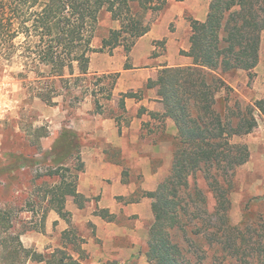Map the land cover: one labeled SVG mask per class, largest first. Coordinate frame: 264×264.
<instances>
[{
    "label": "trees",
    "instance_id": "trees-1",
    "mask_svg": "<svg viewBox=\"0 0 264 264\" xmlns=\"http://www.w3.org/2000/svg\"><path fill=\"white\" fill-rule=\"evenodd\" d=\"M166 5V0H0V66L18 63L28 67L19 74H34L33 97L48 105L57 104L56 97L81 80L98 86L109 79L105 99L110 101L120 73L91 74V55L106 49L112 54L119 45L129 52L151 28L146 15L158 14ZM104 11L120 20L122 27L113 30L101 47H95ZM191 27L190 49L182 53L193 58V65L164 67L145 86L160 89L163 116L175 120L178 135L170 174L156 190L142 193L153 199L154 214L144 254L149 264H264V216L234 224L230 215L237 170L251 157L247 143L232 139L253 131L254 107L249 105L232 116L216 108L217 96L225 86L217 71L251 73L260 62L264 0H211L207 18L192 19ZM91 76L95 83L89 80ZM90 88L86 94L92 95L100 108L98 93L105 87ZM142 94L143 90L123 93L120 108L126 111V98ZM255 105L264 112V99ZM35 132L36 153L54 163L49 175L62 169L71 171L70 180L59 175L60 183L53 186V197L48 200L51 209L66 217L69 197L81 208L85 206V197L78 191L79 174L85 166L81 134L64 127L45 152L40 140L50 132L45 126L36 127ZM33 153L11 154L15 160L7 161L0 171L10 175L31 166ZM198 174L213 194V207L197 182ZM95 213L109 220L116 217L107 208ZM0 248L6 251L4 258L9 264H25L34 258L15 230L10 203L0 209ZM79 249H75L79 257L66 248L46 256L59 264H81ZM35 260L44 261V255L36 254Z\"/></svg>",
    "mask_w": 264,
    "mask_h": 264
},
{
    "label": "rangeland",
    "instance_id": "rangeland-1",
    "mask_svg": "<svg viewBox=\"0 0 264 264\" xmlns=\"http://www.w3.org/2000/svg\"><path fill=\"white\" fill-rule=\"evenodd\" d=\"M166 1L168 3L166 7L158 14L149 12L146 15V21L157 22L167 15L173 4L179 5L176 0ZM185 17L189 24L179 26L177 16L172 17L173 19L171 18L168 24L170 32L179 33L182 38L179 40L181 45L189 41L191 32L189 25L191 27L193 19L192 15L187 14ZM121 27L120 20L113 19L110 12L104 11L100 16L95 33L94 46L101 47L103 40L110 37L113 30ZM157 46V51L166 54L163 45L157 44ZM132 50L133 47L127 52L124 45H119L114 48L112 54L109 49L104 52H95L92 55L94 59L92 66L128 68L131 69L129 71L130 80L142 81V75L146 73L143 67L147 66L132 58ZM27 69L28 67L18 63L5 67L0 66V167L7 161L15 160L11 154L34 152L35 155L31 166L18 169L10 175L0 171V209L5 203L11 204L15 230L21 233L25 247L34 253V258L25 264H59L57 259L49 261V257L46 256L57 248H66L76 257H79V253L75 249L81 248V264H140L141 260L146 258L144 253L154 215L153 218L142 220L136 216L128 217L126 214H117L114 220L102 218L95 213L100 208L101 195H99L88 201L86 199L84 208H80L74 199L69 197L66 203L68 213L66 217H62L57 210L51 209L48 200L53 197L51 192L53 186L60 183L59 175H65L69 179L71 171L62 169L56 175H49L50 167L54 163L45 159L41 153H36L35 146L37 136L35 128L38 126H45L50 132L49 136L40 140L45 152L52 148L64 127L73 130H75L74 126L82 128L83 130L79 133L84 146L95 144L98 142L97 129L101 127L99 123L102 120L113 118L121 125H128L131 122L129 117L135 116L133 109L128 110L127 105L126 111L120 108L121 93L116 88L113 90L112 100L105 99L106 88L110 84L109 79H103L98 86L83 80L78 85L72 83L69 88L62 91V95L56 97L57 104L48 105L33 97L34 74L30 76H26V73L19 74L22 71L27 72ZM116 72L113 70L109 73H95L92 70L91 74L100 77L103 74ZM217 73L225 81V86L217 96L216 108L219 112L232 116L233 114L239 115L241 110L249 105L254 107L253 131L232 139L234 142L247 143L251 157L237 170L235 190L231 194L232 209L230 212L234 224L243 220L254 222L264 216V112L255 105L258 100L264 99V32L260 62L251 73L244 70L225 73L218 70ZM89 80L95 83L92 76ZM89 85H91L90 89L96 88L97 90L105 87V90L98 93L102 105L100 108H97L94 97L86 94ZM143 92L145 94L148 91L144 89ZM233 120L236 121L235 116ZM141 139H145L142 134ZM168 143H171V149L160 153L147 152L140 145L128 144L126 152L120 153L115 148L109 147L108 154L113 160L122 159L123 177L136 180L142 188L143 173L147 169L151 168L158 172L160 170L163 173L162 180L170 174L177 138L172 142L168 140ZM196 178L208 196L210 207H213L215 200L213 194L207 189L204 177L198 174ZM142 193L140 189L136 195L128 197L127 202L138 200ZM92 215L101 218L104 221L101 222L102 225L89 220ZM117 226L134 229L135 236L129 237L127 234L125 237L115 236ZM90 241L94 243L89 251ZM130 244H132V250L134 249L132 256L129 257L128 253L122 255L118 248H127ZM5 253L6 251L0 248V264H9L4 258ZM36 254H43L45 260H35Z\"/></svg>",
    "mask_w": 264,
    "mask_h": 264
},
{
    "label": "crops",
    "instance_id": "crops-1",
    "mask_svg": "<svg viewBox=\"0 0 264 264\" xmlns=\"http://www.w3.org/2000/svg\"><path fill=\"white\" fill-rule=\"evenodd\" d=\"M210 2L211 0H176L179 5L173 4L168 10L169 14L167 13L157 22L152 21L153 24L151 22L150 30L137 39L131 54L133 59L147 66L143 67L146 73L142 75V81L130 80L129 71L131 69L128 68L93 67L94 59L93 54L91 55L90 71L109 73L115 70L120 73L115 88L121 96L129 91L138 92L139 89H146L148 92L145 94L143 92L139 98H126L125 104L128 110L133 109L135 113V116L129 117L131 122L128 125H121L113 118H107L99 123L101 127L97 129L98 134L96 135L98 142L87 146L83 143L82 157L85 166L79 174L78 191L84 195L85 200L88 201L101 195L99 207L109 209L115 216L126 214L128 217L136 216L139 220L153 218L152 198L140 195L138 200L128 202L127 198L136 195L140 189L143 193L156 190L163 178V173L160 170L158 172L151 168L147 169L143 173L144 182L140 188L136 180L123 177V160H113L108 154L109 147L115 148L120 153L127 151L128 144L140 145L147 152L160 153L171 149V143H168V140L172 142L178 135L176 122L171 117L163 116L165 108L161 101L160 89L158 87L147 89L145 86L149 81L156 79L159 70L164 67L193 65V58L182 53L190 49V38L181 45L179 40L182 38L179 33L170 32L168 24L171 18L176 16L179 19V26L189 24L185 17L187 14L192 15L193 19L204 21L209 12ZM189 28L192 29L190 25ZM157 44L163 45L166 54L157 51ZM74 129L78 132L83 130L78 126H74ZM141 134L145 136L144 140L141 139ZM89 220L100 225L104 222L95 215H92ZM126 234L134 237L135 230L116 227L115 236L125 237ZM93 243L90 241L89 251ZM118 249L121 250L122 255L128 253L129 257L134 253L132 244L127 248L119 247ZM140 264L149 263L145 258Z\"/></svg>",
    "mask_w": 264,
    "mask_h": 264
}]
</instances>
